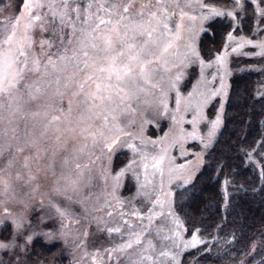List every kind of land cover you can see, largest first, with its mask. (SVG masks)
Returning a JSON list of instances; mask_svg holds the SVG:
<instances>
[{"label":"snow or ice","instance_id":"1","mask_svg":"<svg viewBox=\"0 0 264 264\" xmlns=\"http://www.w3.org/2000/svg\"><path fill=\"white\" fill-rule=\"evenodd\" d=\"M216 22L230 30L209 55L201 36ZM262 33L264 0L0 5V264H32L36 237L70 247L72 264H264V230L203 223L197 195L206 157L225 212L230 187L264 194V90L236 143L216 149L231 57L264 59ZM229 153L259 169V188L234 183Z\"/></svg>","mask_w":264,"mask_h":264},{"label":"trees","instance_id":"2","mask_svg":"<svg viewBox=\"0 0 264 264\" xmlns=\"http://www.w3.org/2000/svg\"><path fill=\"white\" fill-rule=\"evenodd\" d=\"M228 30L223 22L214 23L212 30L201 36L202 49L209 55H214L215 50L222 47ZM230 95L231 100L226 106L229 120L226 123L223 134L219 136L220 143L216 146L217 153L226 147V142L231 144L236 143L235 133L243 128L242 122L248 120L250 109L254 108L257 112L260 111V106L251 102L253 96H257L258 98L257 93L254 92L253 74L247 73L242 76H233ZM260 127V116L257 115L253 118L249 127L250 137L257 136ZM229 155L232 157L230 163L234 169V183L237 185L244 184L245 187L251 185L259 188L261 184L259 169L246 163L242 164L241 160L232 153H229ZM209 160H211V157H206V164L198 181L199 192L197 195L201 201V206L205 202L208 203V209L203 213V216L208 219L203 220V223L218 222L221 216H225L229 221L233 219L240 221L246 236L258 235L261 230H264V194L251 191L245 193L243 190L237 192L236 189L230 187V192L233 193L232 202L228 212H225L220 203V186L212 176L211 165L207 163ZM220 179L222 180L223 177L221 176ZM197 219H199V216ZM257 257L256 261L259 264L261 257L260 255H257Z\"/></svg>","mask_w":264,"mask_h":264},{"label":"rangeland","instance_id":"3","mask_svg":"<svg viewBox=\"0 0 264 264\" xmlns=\"http://www.w3.org/2000/svg\"><path fill=\"white\" fill-rule=\"evenodd\" d=\"M216 2H223V0H216ZM7 3V0H0V5ZM252 25L246 20L240 27L243 29V34H248L249 29ZM230 30V29H229ZM228 30V31H229ZM227 35V33H226ZM226 35L224 37L222 47L226 41ZM261 35H264L262 33ZM234 46V45H233ZM221 47V48H222ZM243 51H254L250 46H246ZM231 68L233 71L232 76L229 78V84L231 85V80L233 76H242L247 73L254 75V92L258 95V90H264V59L259 57L243 56L238 54H233L231 57ZM211 71V70H210ZM211 112L212 110L209 109ZM162 127L166 129L167 122H162ZM190 130L191 126L186 125ZM149 135H160L159 131L154 128L149 129ZM185 147L190 152H196L200 150L199 142L190 140ZM173 155L177 158V163H183L185 158L180 157L179 150H173ZM190 159L191 157H187ZM96 245H106V241L102 235L95 238ZM259 256V255H258ZM255 259H258L256 256ZM32 264H72L73 253L70 247L65 248L60 241H47L43 237H36L33 242V251L30 256ZM209 264H211L209 262Z\"/></svg>","mask_w":264,"mask_h":264}]
</instances>
